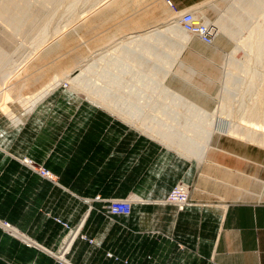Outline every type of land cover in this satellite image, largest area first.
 Listing matches in <instances>:
<instances>
[{"label": "crops", "instance_id": "crops-1", "mask_svg": "<svg viewBox=\"0 0 264 264\" xmlns=\"http://www.w3.org/2000/svg\"><path fill=\"white\" fill-rule=\"evenodd\" d=\"M170 1L180 15L212 0ZM31 114L7 130L14 143L0 142V264H264V147L221 142L199 163L133 128ZM179 184L193 204L184 211L164 202ZM255 188L259 201H245ZM116 199L133 202L129 217L106 215Z\"/></svg>", "mask_w": 264, "mask_h": 264}, {"label": "rangeland", "instance_id": "rangeland-1", "mask_svg": "<svg viewBox=\"0 0 264 264\" xmlns=\"http://www.w3.org/2000/svg\"><path fill=\"white\" fill-rule=\"evenodd\" d=\"M38 1L31 2L23 21L11 15L23 24L13 28L15 34L7 26L16 22L11 16V24L0 20V142L14 143L7 130L20 129L32 117L27 114L40 110L54 113L59 127L133 128L171 150V155L199 163L203 161L198 158L206 157L221 142L264 147V57L248 63L236 48L249 32L264 27V0L210 1L197 16L219 28L211 46L181 29L178 20L186 12L174 14L165 0ZM118 4L123 5L122 12ZM101 10L102 15L97 13ZM174 30L184 38L172 35ZM51 46L57 47L55 54L41 60V53ZM233 54L238 59H232L236 63L231 68L228 62ZM241 68L246 72L243 79L236 76ZM64 69L69 72L60 77ZM37 94L42 96L36 98ZM89 95L104 97L101 105L109 108L99 106ZM95 113L108 115V120ZM122 113L139 126L122 120ZM146 122L191 144L195 156L146 134L140 128L151 126ZM254 122L259 128H250ZM26 160L34 165L29 158L23 163ZM245 201L258 202V188ZM4 228L14 231L9 225Z\"/></svg>", "mask_w": 264, "mask_h": 264}, {"label": "bare ground", "instance_id": "bare-ground-1", "mask_svg": "<svg viewBox=\"0 0 264 264\" xmlns=\"http://www.w3.org/2000/svg\"><path fill=\"white\" fill-rule=\"evenodd\" d=\"M42 1V0H41ZM120 1H122V0H120ZM125 1V0H124ZM31 2H33V0H0V20L2 19V20H4V21H6L5 23H7L8 21H9V24H11L10 23V21H11V19H12V23L14 22V21H16L15 23H13V24H11V25H7L8 27L10 26L11 28H12V30L14 31H12V33H14L15 34V30L14 29H17L19 26H21V25H23V24H21L22 23V19H21V17L25 14V12L28 10V6H31L30 4H31ZM35 2V1H34ZM39 3H40V0L38 1ZM139 2V1H138ZM165 2L170 6V7H172V3H171V1L170 0H165ZM44 3H46V2H44ZM48 3V2H47ZM118 3H120V2H118ZM121 3H124V2H121ZM43 4V3H42ZM44 5V4H43ZM115 6V5H114ZM32 7V6H31ZM120 7V8H119ZM118 8H119V12L122 10L123 11V5H119L118 4ZM115 11H117V10H115ZM121 11V12H122ZM28 12V11H27ZM102 12V10L99 12H97V13H101ZM190 12V11H189ZM191 12H194V11H191ZM187 13V12H186ZM195 14H196V16H197V13L196 12H194ZM185 14V13H184ZM183 14V15H184ZM15 18L16 17V19L17 20H19L20 21V19L22 20L20 23H18V21L17 20H13L14 18L12 17V16ZM26 15H27V13H26ZM99 15V17L102 15V13H101V15L100 14H98ZM12 18H11V17ZM93 16H95V15H93ZM97 16V15H96ZM182 16V15H181ZM180 16V17H181ZM25 17V16H24ZM23 17V18H24ZM98 17V16H97ZM198 17V16H197ZM263 17H264V12H263ZM9 18H11L10 20H9ZM95 17H93V19H94ZM81 19V18H80ZM92 19V20H93ZM97 19V18H96ZM198 20H200L201 22H203L204 24H205V22L202 20V19H200V18H198ZM4 23V22H3ZM4 23V24H5ZM47 23V22H46ZM83 23V22H82ZM21 24V25H20ZM6 25V24H5ZM85 25V27H86V22H85V24H83V25H81L82 27ZM205 25H208V24H205ZM214 25V24H213ZM215 27H216V29L218 30V32H219V28L216 26V25H214ZM22 27V26H21ZM48 27V26H47ZM80 27V26H79ZM82 27L81 28H79V29H81V31H82ZM14 28V29H13ZM263 28V29H262ZM10 29V28H9ZM23 28H21V30H22ZM45 29H46V27H45ZM83 30H84V27H83ZM258 30V31H257ZM18 31V30H17ZM23 31V30H22ZM42 31L44 32V30L42 29ZM77 32H79V31H77ZM185 32V31H184ZM257 32H258V34H257ZM11 33V34H12ZM18 33V32H17ZM23 33H24V31H23ZM172 33V35H174L175 37H181V38H184L183 37V35L180 33V31H177L176 32V30H174L173 32H171ZM185 33H187V32H185ZM18 34H22L21 33V31H20V33H18ZM39 34V33H38ZM42 34V33H41ZM188 35H192V36H194V37H196V38H198L200 41H201V39L197 36V35H195V34H190V33H187ZM218 36H219V34H218ZM218 36H216V38H215V40H214V43L216 42V40H217V38H218ZM47 39V38H46ZM45 40V39H44ZM158 42V41H157ZM162 42V41H161ZM202 42V41H201ZM242 44L240 43V45L238 46V47H236L238 50H237V52H239V53H244V55L248 58V63H250V62H252L253 61V59L254 60H257V61H262V59H263V57H264V27H262V26H258L257 28H256V30H254V31H251V32H249L248 33V36L246 37V38H243L242 39ZM57 43V42H56ZM203 43V42H202ZM213 43V44H214ZM40 44V43H39ZM60 44V43H59ZM203 44H205V45H208V44H206V43H203ZM213 44H211V45H213ZM42 45V44H41ZM40 45V46H41ZM55 45H57V44H55ZM211 45H208V46H211ZM37 46V45H36ZM55 47L56 46H51V48H49V49H47V51L45 52V53H41V54H43L42 56H40V59L41 60H47V58H50V56H51V53L53 52L54 53V50H55ZM37 48V47H36ZM47 48V47H46ZM56 49H57V47H56ZM61 50V49H60ZM37 51H39V50H37ZM1 50H0V54H1ZM58 52V51H57ZM56 52V53H57ZM55 54V53H54ZM53 54V55H54ZM30 56V55H29ZM230 58V57H229ZM232 59H238V56L236 55V54H233L232 55V58H231V60L230 61H232V62H228V65H229V67H235V64L234 63H236V62H234V60H232ZM235 60V61H236ZM234 62V63H233ZM233 65V66H231V64ZM228 67V68H229ZM72 68V66H70V68H69V70ZM66 69H68V67L66 68ZM65 70V69H64ZM241 70H243V72L241 73ZM241 70L239 69V71H237V73L236 74H238V75H236L238 78H241L242 77V79L243 78H245V74L244 73H246L245 72V70L244 69H242L241 68ZM247 71V70H246ZM69 71L67 70H65V71H63L62 72V70H61V72L59 73V76L61 77H64V75L66 74V73H68ZM226 72L227 73H229V72H231V70L230 69H228V70H226ZM58 75H57V77H59ZM66 76V75H65ZM56 77V78H57ZM59 77V78H60ZM233 78H235V77H233ZM241 79V80H242ZM234 80V82H235V80H237V79H233ZM243 81V80H242ZM239 84V83H238ZM205 87V86H204ZM225 87H227V85L225 86ZM224 87V88H225ZM227 90V89H226ZM225 90V91H226ZM209 91V90H208ZM234 92V91H233ZM226 93H229V91L227 92L226 91ZM37 95H39V96H36V98L37 97H40V95L41 94H37ZM231 95V98L232 97H234L233 95H237V93L235 92V94L234 93H231L230 94ZM42 96V95H41ZM46 96V95H45ZM44 95H43V97H45ZM229 95L228 94H226V96L225 97H228ZM43 97H41V98H39L40 100H42V98ZM35 98V99H36ZM88 98L89 99H91L93 102H95L96 104H98L99 106H101V107H104L105 109H107V108H109V107H107V106H102L101 105V102L103 101V98L102 97H98V96H96V95H89L88 96ZM100 98H102V99H100ZM230 98V97H229ZM39 99H38V101H39ZM108 99V98H107ZM106 99V100H107ZM102 100V101H101ZM37 101V102H38ZM108 101H109V99H108ZM32 102H34V101H32ZM39 102H41V101H39ZM38 102V103H39ZM104 102V101H103ZM106 102V101H105ZM35 103V105L37 104L36 102H34ZM30 104H32V103H30ZM35 105H33V106H35ZM104 105V104H103ZM32 106V107H33ZM36 107V106H35ZM6 108L7 107H5L4 109L6 110ZM116 108V107H115ZM112 109H113V107H112ZM258 109H259V107H258ZM31 110H32V108H31ZM32 112V111H31ZM115 112V111H114ZM118 112V111H117ZM115 114H116V112H115ZM118 114V113H117ZM120 118H122V120H124V121H126L128 124H131L132 126H139V122L138 121H136V120H134V118H132V117H128V116H126V115H124L123 113L122 114H120V116H119ZM258 117H259V115H258ZM264 117V116H263ZM261 118V117H260ZM264 119V118H263ZM21 120H19V122H20ZM251 121V120H250ZM259 121V120H258ZM255 122H257V121H255ZM254 122V123H255ZM147 124H149V125H151V126H144V125H140L141 127V129H143V130H145L146 131V134H148L149 136H151V137H153L154 139H156V140H158L159 142H161V143H163V144H165L166 146H168V147H173V148H176V149H178V150H183V151H185L186 152V154L188 155V156H190V157H192V156H195V151H193L194 149H193V147H192V145L191 144H189V143H186V142H181V141H179L175 136H174V134H173V132L172 131H170V130H168V129H166V128H163V127H161V126H158V125H155V126H152V124L153 123H149V122H146ZM251 123V122H250ZM254 123H252V124H250L251 125V127L250 128H252V127H255L256 126V128H259V127H257L259 124L257 123H255L256 125H254ZM262 123V122H261ZM145 124V123H144ZM146 125V124H145ZM248 124H245L244 125V127L245 126H247ZM263 125V124H262ZM243 128V127H242ZM244 129V128H243ZM251 130V129H250ZM254 131H255V129H254ZM253 132V131H252ZM251 133V132H250ZM250 133H248L249 135H252V134H250ZM255 133V132H254ZM200 161H204L205 159H206V157H204L203 158V156L202 157H200V158H198ZM33 167V166H32ZM36 168V167H35ZM34 168V169H35ZM51 176V175H50ZM52 178H53V176H51ZM6 226H8V225H6ZM58 258H61V256H59ZM62 260L63 259H65V257L64 258H61ZM66 261V260H65Z\"/></svg>", "mask_w": 264, "mask_h": 264}, {"label": "built area", "instance_id": "built-area-1", "mask_svg": "<svg viewBox=\"0 0 264 264\" xmlns=\"http://www.w3.org/2000/svg\"><path fill=\"white\" fill-rule=\"evenodd\" d=\"M180 28L190 34L197 35L203 43L211 45L214 43L216 36H218L219 32L213 24L205 25L203 22L198 20V17L194 12H187L182 15L178 20ZM25 164L28 166H33L32 161H27ZM35 171L44 177H48L53 179L50 176V173L42 167L35 168ZM166 204L176 206L180 211H184L186 208L192 206V202L190 200V188L186 184L177 185L173 191L167 197ZM107 216L112 218L116 216H126L129 217L133 212V202L130 200H111L108 201L107 206ZM66 228H68L67 224H64ZM64 258V255L61 256ZM63 264H67L66 261L60 259Z\"/></svg>", "mask_w": 264, "mask_h": 264}]
</instances>
